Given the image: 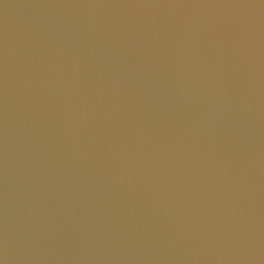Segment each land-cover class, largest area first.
Here are the masks:
<instances>
[{"label":"water","instance_id":"obj_1","mask_svg":"<svg viewBox=\"0 0 264 264\" xmlns=\"http://www.w3.org/2000/svg\"><path fill=\"white\" fill-rule=\"evenodd\" d=\"M0 264H264V0H0Z\"/></svg>","mask_w":264,"mask_h":264}]
</instances>
